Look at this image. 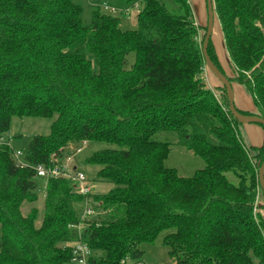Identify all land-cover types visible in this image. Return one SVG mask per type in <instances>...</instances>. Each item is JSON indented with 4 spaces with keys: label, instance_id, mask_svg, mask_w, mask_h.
Wrapping results in <instances>:
<instances>
[{
    "label": "trees",
    "instance_id": "trees-1",
    "mask_svg": "<svg viewBox=\"0 0 264 264\" xmlns=\"http://www.w3.org/2000/svg\"><path fill=\"white\" fill-rule=\"evenodd\" d=\"M113 1L143 4L134 30L97 9L83 24L75 0H0V264H72L77 239L89 264L139 262L140 244L163 231L175 264H264V199L258 205L256 197L264 142L251 155L225 88L216 95L205 87V31L200 45L189 1ZM212 4L232 76L211 38L207 53L244 86L256 112L236 109L264 118V0ZM12 117L53 118L48 134L29 140L22 167L5 139ZM85 141L115 146L85 159L113 185L106 194L77 193L69 177L36 176L34 166L60 164ZM173 144L204 167L189 177L166 167ZM41 190L36 227L37 210L24 215L21 205ZM86 199L106 214L79 232L75 204Z\"/></svg>",
    "mask_w": 264,
    "mask_h": 264
},
{
    "label": "rangeland",
    "instance_id": "rangeland-1",
    "mask_svg": "<svg viewBox=\"0 0 264 264\" xmlns=\"http://www.w3.org/2000/svg\"><path fill=\"white\" fill-rule=\"evenodd\" d=\"M113 0H75V2L81 7V20L83 24H88L91 20V14L94 9L99 10L101 13L110 14L116 16L120 19V27L124 30H134L136 28V16L138 9L143 7V4H126L123 1H113ZM165 3L167 8L174 7V3L171 0H161ZM192 8L194 19L197 21L196 24L199 25L198 30V42L201 45V38L204 33V27L206 26L207 14H206V2L205 0H188ZM194 2V3H193ZM200 5L202 8L201 16L198 15V9L196 4ZM106 4L107 7H113L116 12H110L105 10L103 5ZM127 11V12H125ZM214 27L211 34V43L219 42L220 32L217 28L218 20L215 17ZM199 23V24H198ZM220 26V25H219ZM221 29V27H219ZM214 42V43H213ZM214 47V46H213ZM215 50V48H214ZM206 69V67L204 68ZM205 87L208 88L207 81L202 77ZM53 118H18L12 117L11 126L6 134V138L9 140L10 146L14 150H20L25 152L29 140L35 135H45L48 134L50 124ZM256 124V123H249ZM257 125V124H256ZM259 125V124H258ZM243 124H238L239 133L241 138L244 140V145L248 149L251 155L255 154V148L251 147V142L249 141L247 135H245V130L242 128ZM81 147L78 150L74 149L72 145L69 146L68 152L60 162L66 165L67 171L69 173H74V171H80L84 174L86 182L91 186V192L94 194H106L113 185L97 177V171L100 169V165L87 163L85 159L89 157L93 152L113 148L114 145L107 144L101 141L93 142H82ZM74 149V151H73ZM69 157V159H67ZM21 163H27L24 161V155L20 157ZM24 161V162H23ZM166 167L174 168L179 176L189 177L192 176L195 170L204 167V161L202 158L193 155L191 152L187 151L183 146L171 145L170 151L164 161ZM75 191V189H74ZM257 202L258 205L263 202V197L261 190L258 186L257 188ZM93 200V199H92ZM90 199L89 205L93 208L94 214L83 216L82 222L84 225L86 222H90L94 219H100L106 214L98 208L97 202H93ZM32 208L37 210L35 218V226L39 227L42 221V214L44 208V192L41 190L39 192V197L34 202L25 201L21 205V210L24 215H26ZM75 208L79 210V220H81V215H83V203L75 204ZM260 212L264 217V209L260 208ZM80 222V221H79ZM73 228L74 225H72ZM169 231L161 232L152 242H144L140 244V248L143 250V256L139 262L127 258L124 264H175V260L168 254L169 248L164 243L163 237ZM75 242L70 243L72 246ZM67 264V263H66Z\"/></svg>",
    "mask_w": 264,
    "mask_h": 264
},
{
    "label": "crops",
    "instance_id": "crops-1",
    "mask_svg": "<svg viewBox=\"0 0 264 264\" xmlns=\"http://www.w3.org/2000/svg\"><path fill=\"white\" fill-rule=\"evenodd\" d=\"M194 3V2H193ZM201 3V0L199 1V4ZM196 4V3H195ZM198 9V15L201 16L202 8L200 5L196 4ZM206 8V5H205ZM195 22H197L195 20ZM199 24V23H198ZM219 24L217 26L219 30V42L214 43L215 53L218 58V61L220 63V66L222 67V70L227 76H232V69L229 65V57L228 53L225 48L223 34L221 32V29H219ZM212 38V37H211ZM202 77L207 81L208 88L213 90L214 93L217 95V87L220 86V83L217 81L215 76L208 71V69H203ZM232 90H233V101L236 108H238L241 111L245 112H256V107L254 105L252 96L247 92V90L244 88V86L238 82H231ZM242 128L245 130V135H247L249 141L251 142V147H261L264 142V129L261 125L256 124H243ZM240 130V129H239ZM244 141V140H243Z\"/></svg>",
    "mask_w": 264,
    "mask_h": 264
},
{
    "label": "built area",
    "instance_id": "built-area-1",
    "mask_svg": "<svg viewBox=\"0 0 264 264\" xmlns=\"http://www.w3.org/2000/svg\"><path fill=\"white\" fill-rule=\"evenodd\" d=\"M137 4L138 3H136L135 5ZM103 7L105 10H108L110 12H113V13L116 12V10L113 7L108 8L106 4H104ZM3 140L4 138H0V141H3ZM8 145H10L9 140H8ZM23 155H24V152L13 149V156L16 160V164L21 167L27 165V163H23V164L21 163L20 157H22ZM67 159H69V157ZM34 169H35L36 176L44 177L45 179L48 177H52V178H58L62 176L69 177V179L73 181V187L75 189V192L77 193L85 195L91 192V186L86 182L84 174L80 171H74V173L73 172L69 173V171H67L66 165L62 163L60 164L58 163L53 166H45L42 164H38L34 166ZM91 214L92 215L94 214V210L89 205L88 199H86L83 202V215H81V220L79 223L74 225L77 231L80 232L81 229L84 227V223L82 222L83 216L91 215ZM71 247H72V252H71L72 253L71 263L72 264H89L88 257L90 256L91 252L85 242H83L81 239H77V241H75V243Z\"/></svg>",
    "mask_w": 264,
    "mask_h": 264
},
{
    "label": "water",
    "instance_id": "water-1",
    "mask_svg": "<svg viewBox=\"0 0 264 264\" xmlns=\"http://www.w3.org/2000/svg\"><path fill=\"white\" fill-rule=\"evenodd\" d=\"M205 2H206L207 20H206L205 35H204V39L202 41V46H201V52L203 55L205 66L215 76V78L220 82V84L225 88V93H226L227 102H228V110L230 114L239 123H242V124L256 123V124L261 125L264 128V118L263 117H260L256 114H243V113H240L236 109L234 105V101H233V90H232V86H231L229 79L212 62V60L210 59L207 53L208 41L213 31L215 16H214L212 0H205ZM257 176H258L259 187L261 189L262 196L264 199V156L258 168Z\"/></svg>",
    "mask_w": 264,
    "mask_h": 264
}]
</instances>
